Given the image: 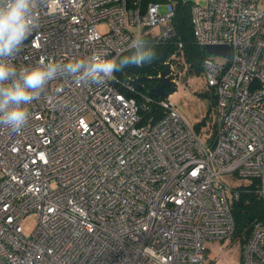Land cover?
Here are the masks:
<instances>
[{"label":"built area","instance_id":"2783aa9c","mask_svg":"<svg viewBox=\"0 0 264 264\" xmlns=\"http://www.w3.org/2000/svg\"><path fill=\"white\" fill-rule=\"evenodd\" d=\"M190 7L196 44L230 49L203 60L216 93L211 134L180 117L171 93L143 94L164 115L141 123L116 79L49 82L22 129L0 126V264H205L207 243L234 232L229 199L240 186L222 176L254 182L264 201V0ZM38 16L17 66L94 51L119 58L138 33L176 35L171 1L41 0ZM167 66L176 88L181 73ZM239 249L241 264H264V224Z\"/></svg>","mask_w":264,"mask_h":264},{"label":"clouds","instance_id":"9594fccd","mask_svg":"<svg viewBox=\"0 0 264 264\" xmlns=\"http://www.w3.org/2000/svg\"><path fill=\"white\" fill-rule=\"evenodd\" d=\"M41 0H0V126L12 131L22 129L29 119V106L49 82L72 77L77 85H100L116 79L114 73L126 67H141L155 59L146 37L136 34L127 55L108 58L103 51L67 62L41 59L33 66L12 62L25 41L39 25Z\"/></svg>","mask_w":264,"mask_h":264},{"label":"trees","instance_id":"16d2710c","mask_svg":"<svg viewBox=\"0 0 264 264\" xmlns=\"http://www.w3.org/2000/svg\"><path fill=\"white\" fill-rule=\"evenodd\" d=\"M127 1L129 4H132L134 0ZM167 1H171L174 4L175 16L172 20L176 35L170 39L160 41L154 35L145 33L143 36L147 38L155 51L154 61L141 67L129 66L123 69V71L114 73L117 80L115 83L117 88L127 96H132L136 99L141 123L154 122L164 115V110L160 106L147 101L143 97V94H146L147 90L155 85V77L161 73L163 68L168 64H173L175 69L184 76L199 77L203 73V60L208 55L201 45L196 44L193 38L190 19L191 2L189 0H139L142 6H145L148 2ZM179 42L182 44L181 48L178 47L177 43ZM128 52L129 50L121 56L127 55ZM130 77H143V81L138 82L140 84H136L130 90L123 85L129 81ZM200 95L208 98L209 108L207 114L202 116L195 124L194 129L196 131H199V128L206 124L207 115L210 111L214 110V103H216V93L213 88L201 91ZM210 127L213 129V122L210 124ZM254 186V182L240 185L237 194L229 199L234 219V232L230 237L238 241L240 247L250 236L253 223L259 221L264 224V201L261 200Z\"/></svg>","mask_w":264,"mask_h":264},{"label":"rangeland","instance_id":"374dc122","mask_svg":"<svg viewBox=\"0 0 264 264\" xmlns=\"http://www.w3.org/2000/svg\"><path fill=\"white\" fill-rule=\"evenodd\" d=\"M191 3H197L201 6L208 5V0H189ZM165 5H161L158 9L160 12L166 10ZM107 27L105 24L98 26V30L102 31ZM154 32H157V28H152ZM213 58L218 62H224V58L219 55H212ZM175 91L170 95V101L174 104L173 106L177 110L180 117L191 127H195V124L202 118V116L207 114L209 108V100L207 97L200 95L201 91L209 90L210 88L206 85L205 76L201 73L198 76L187 77L182 73L179 75V80H177ZM214 110L208 113L206 119V124L199 128V135L211 134L210 124L214 120ZM227 180L230 188L240 186L246 183L245 178H240L238 180H231L228 175L222 176ZM231 196V192H228ZM24 230L29 233L34 226L33 219L26 218L22 222ZM240 245L239 242L232 239V237H226L222 240H211L207 243L208 253L206 252L205 264H241L240 255Z\"/></svg>","mask_w":264,"mask_h":264},{"label":"water","instance_id":"95a60500","mask_svg":"<svg viewBox=\"0 0 264 264\" xmlns=\"http://www.w3.org/2000/svg\"><path fill=\"white\" fill-rule=\"evenodd\" d=\"M204 50L210 54H221V55H225L228 56V53L230 51L229 46L227 44H219V45H206L203 47ZM169 67L166 66L165 68H163V70L161 71L160 75L155 77L156 79V83L154 86H152L151 88H149L147 90V94L149 96H153V97H166L169 95V93H172L173 91H175V86L171 83L170 78L167 76V74L169 73ZM143 81V77H134L132 79H130L127 83H129L130 85H138Z\"/></svg>","mask_w":264,"mask_h":264},{"label":"crops","instance_id":"0c3cea01","mask_svg":"<svg viewBox=\"0 0 264 264\" xmlns=\"http://www.w3.org/2000/svg\"><path fill=\"white\" fill-rule=\"evenodd\" d=\"M207 253H208V251H207Z\"/></svg>","mask_w":264,"mask_h":264}]
</instances>
